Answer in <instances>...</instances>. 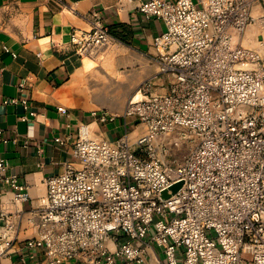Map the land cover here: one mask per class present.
<instances>
[{"label": "built area", "instance_id": "1", "mask_svg": "<svg viewBox=\"0 0 264 264\" xmlns=\"http://www.w3.org/2000/svg\"><path fill=\"white\" fill-rule=\"evenodd\" d=\"M255 1L140 0L146 17L165 24L152 44L168 90L154 92L147 79L122 114L92 110L100 123L135 118L140 131L109 140L81 123L73 160L47 179L44 196L7 174L0 149V181L12 189L9 198L0 189V255L21 264H264V53L245 44L251 24L264 28ZM102 16L94 7L90 26L72 30L81 56L114 43ZM175 133L196 144L167 161L154 143L167 151L164 137ZM11 141L0 128V145ZM23 202L37 221L24 241Z\"/></svg>", "mask_w": 264, "mask_h": 264}, {"label": "crops", "instance_id": "2", "mask_svg": "<svg viewBox=\"0 0 264 264\" xmlns=\"http://www.w3.org/2000/svg\"><path fill=\"white\" fill-rule=\"evenodd\" d=\"M256 3L264 9V0ZM139 4L140 0H0V128L16 138L0 145V149L8 161L7 174H17L31 197L44 196L47 179L63 172L67 162L73 160L75 135L81 123L90 124L93 135L109 140L140 130L137 119L120 116L116 127L123 131L111 130L109 138V123L94 120L91 111L110 110L88 109V102L120 99L116 89L121 84L133 91L152 78L154 92L168 90L166 77L158 73L152 44L165 24L146 17ZM94 7L101 9L119 50L117 61L103 70L110 81L98 78L93 55L81 56L71 43L75 27L90 26L88 14ZM248 30L247 40L253 33L252 28ZM12 98L16 102H5ZM22 99L28 100L29 107H24ZM59 106L67 107L68 112H60ZM24 115L29 120H22ZM57 136L67 142L58 143ZM0 189L6 197L12 196V189L1 181ZM19 206L25 213L18 237L24 241L36 234L37 221L27 220L32 204L23 202ZM37 256L44 258L43 251H37ZM0 264L21 262L16 255L2 254Z\"/></svg>", "mask_w": 264, "mask_h": 264}, {"label": "rangeland", "instance_id": "3", "mask_svg": "<svg viewBox=\"0 0 264 264\" xmlns=\"http://www.w3.org/2000/svg\"><path fill=\"white\" fill-rule=\"evenodd\" d=\"M252 13L257 18L260 15L264 14V9H263L262 5L260 3L254 4ZM251 28L253 29V33L248 37V40L246 39L245 44L248 46L260 49L264 53V45H261L260 41L257 38V34H260V33L264 37V28H262L261 25L258 24V22H256V24H251L249 26V29H251ZM116 45H117L116 43H111L110 45L101 49L97 54L93 55V57H91L92 59L95 60V63H96L95 73L98 75L99 79L102 78V79H105V81H108V80L110 81V79H108V77L103 72V70L107 71L108 69H110V63L117 61V59H118L117 54H118L119 50H118V47ZM95 89H100V87H96ZM136 90L137 89L130 91L124 84H121L116 89V92L120 93V95H121L120 99H116L113 101L88 102L87 103L89 106L88 109H93V108H97V107H104V108H107L108 110H110L111 112L121 113L123 111L124 107L126 106L128 100L130 99V97H132L135 94ZM139 96L141 97V94ZM119 122L120 121L117 120V123L116 122L109 123L108 131H107L109 138H112L110 135L111 130L118 131V132L123 131V128H121V127L117 128L116 127V124H119ZM132 135H134V137H135L137 135V133H133ZM176 136H177V133L164 137V141L166 143H169L171 141V144H169L170 148H168L167 151L161 149L162 143H160V142L154 143V145L157 148V151H159L163 155L164 159L167 161H174L176 159L183 158L185 156V154H187L191 150V148L194 146V144H196V140L192 139V137L187 139L186 141L178 142Z\"/></svg>", "mask_w": 264, "mask_h": 264}, {"label": "water", "instance_id": "4", "mask_svg": "<svg viewBox=\"0 0 264 264\" xmlns=\"http://www.w3.org/2000/svg\"><path fill=\"white\" fill-rule=\"evenodd\" d=\"M179 184L175 185V188L178 186Z\"/></svg>", "mask_w": 264, "mask_h": 264}, {"label": "bare ground", "instance_id": "5", "mask_svg": "<svg viewBox=\"0 0 264 264\" xmlns=\"http://www.w3.org/2000/svg\"><path fill=\"white\" fill-rule=\"evenodd\" d=\"M137 96V95H136ZM137 98V97H136Z\"/></svg>", "mask_w": 264, "mask_h": 264}]
</instances>
